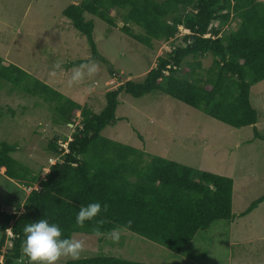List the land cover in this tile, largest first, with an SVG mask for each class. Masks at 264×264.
Returning a JSON list of instances; mask_svg holds the SVG:
<instances>
[{"label":"trees","instance_id":"trees-1","mask_svg":"<svg viewBox=\"0 0 264 264\" xmlns=\"http://www.w3.org/2000/svg\"><path fill=\"white\" fill-rule=\"evenodd\" d=\"M87 14L97 16L109 27H116L120 20V29L137 42L152 47L153 41H166L171 49L157 56L142 80L130 78L107 90L99 111L64 95L20 66L3 63L0 56V80L44 100L62 122L71 123L75 111L80 117L67 143L68 151L58 144V135L46 144L47 154L57 160L43 177L12 156L14 143L0 142L2 174L31 188L23 211L0 210V264H28L21 255L23 228L42 218L59 225L64 238L74 233L94 236L92 228L99 219L105 220L102 230L106 233L131 220L127 231L175 254L182 253L197 232L212 222L234 219L231 177L148 153L101 132L116 122L119 94L140 97L151 91L164 93L232 127H254L260 113L251 103L250 89L264 79V1L80 0L63 8L62 15L85 35L89 59L106 64L114 72L97 50L92 36L94 24L86 19ZM236 19L235 28L223 31V24ZM214 21L218 25H212ZM132 26L141 32L135 33ZM180 27L184 31L179 38ZM206 54L211 55L212 62L203 68L198 58ZM187 57L194 61L188 63ZM87 60L76 59L64 66ZM183 65L187 70L181 69ZM13 111L0 103V112ZM253 138L264 144V133L254 129ZM263 201L264 194L240 215L248 214ZM92 202L107 204V211L102 210L96 220L78 227L80 207ZM63 264L154 263L96 254Z\"/></svg>","mask_w":264,"mask_h":264},{"label":"rangeland","instance_id":"rangeland-1","mask_svg":"<svg viewBox=\"0 0 264 264\" xmlns=\"http://www.w3.org/2000/svg\"><path fill=\"white\" fill-rule=\"evenodd\" d=\"M79 1L0 0V56L3 63H14L64 95L99 111L107 90L130 78L142 80L157 56L170 51L171 44L153 41L149 47L124 33L120 20L116 27H109L97 16L87 14L86 19H92L94 24L92 36L97 50L114 72L96 61L100 70L95 77L70 86V70L77 65L64 64L90 60L91 55L85 35L62 15L63 8ZM237 23L236 19L223 24V31L235 28ZM212 25H218V21ZM132 29L141 32L138 27ZM198 59L203 68L212 62L210 54ZM187 60L190 63L194 58ZM57 61L64 71L52 76ZM181 69L187 70V65ZM11 86L0 80V103L14 109L13 114L0 112V142L14 143L12 156L42 177L46 172L43 166H48L53 157L45 151L46 144L54 135L60 142L69 141L80 123L79 111H75L71 123L62 122L44 100ZM118 97L116 122L107 125L101 134L151 154L231 177L234 219L214 221L199 230L180 254L127 230L122 232L119 243L74 233L86 241L80 258L106 254L154 264H264V201L248 214L240 215L264 194V144L253 138L254 129L264 133V79L250 89L251 103L260 113L255 128L232 127L159 91L140 97L121 93ZM29 190L0 171V210L21 212ZM67 260L71 259L62 258L58 264Z\"/></svg>","mask_w":264,"mask_h":264},{"label":"clouds","instance_id":"clouds-1","mask_svg":"<svg viewBox=\"0 0 264 264\" xmlns=\"http://www.w3.org/2000/svg\"><path fill=\"white\" fill-rule=\"evenodd\" d=\"M99 70V65L94 60L90 59L80 63L70 70L68 83L71 86L73 84H79L86 77L91 79L97 75ZM62 71H64L62 64L57 61L54 63L50 75L56 76L58 72ZM60 143L63 142L58 140L59 145ZM56 160V157L50 158V163L46 168ZM48 170L49 168L46 172ZM107 209L108 205L104 204L102 206L100 202H92L80 207L76 216V225L83 228L86 221L96 220V217L100 215L101 211H107ZM104 224V219L96 220L92 228L94 236L97 238H105L112 243H119L122 232L131 228L132 221L129 220L126 226H116L107 233L102 230ZM23 233L25 239L21 243V255L27 259L28 264H58V261L62 258L77 260L85 250L86 241L84 239H79L75 236L64 238L59 225L55 223L50 224L45 218L40 219L38 222L25 224Z\"/></svg>","mask_w":264,"mask_h":264},{"label":"built area","instance_id":"built-area-1","mask_svg":"<svg viewBox=\"0 0 264 264\" xmlns=\"http://www.w3.org/2000/svg\"><path fill=\"white\" fill-rule=\"evenodd\" d=\"M181 28V27H180ZM66 144L67 143H60V145L64 148V149H66ZM66 151H67V149H66Z\"/></svg>","mask_w":264,"mask_h":264},{"label":"crops","instance_id":"crops-1","mask_svg":"<svg viewBox=\"0 0 264 264\" xmlns=\"http://www.w3.org/2000/svg\"><path fill=\"white\" fill-rule=\"evenodd\" d=\"M44 168H46V167L43 166V169H44ZM47 169H48V168H46V171H47Z\"/></svg>","mask_w":264,"mask_h":264}]
</instances>
